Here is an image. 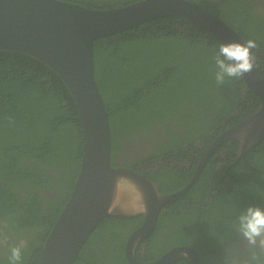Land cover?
<instances>
[{
    "label": "trees",
    "instance_id": "1",
    "mask_svg": "<svg viewBox=\"0 0 264 264\" xmlns=\"http://www.w3.org/2000/svg\"><path fill=\"white\" fill-rule=\"evenodd\" d=\"M67 1L108 9L137 0ZM194 1L219 14L245 41L255 39L264 47V17L254 10L251 0L214 1L221 5L219 9L211 1ZM220 43L211 32L182 15L155 18L95 42V77L109 113L113 166H118L114 156L124 141L126 147L131 137L158 130L159 139L147 148L149 153L131 164L134 169L140 162L149 164L152 169L144 175L157 181L162 193L177 192L190 182L194 166L190 170L179 165L170 168L159 161H167L185 144L208 136L222 116L238 107H243L242 114L234 122L253 114L260 99L242 78L221 86L215 83L213 57ZM249 98L255 103L248 105ZM180 121L188 130L171 128L179 127ZM158 123L165 130H159ZM229 141L235 155L233 163L225 168L227 171L206 167L185 194L169 202L159 214L153 236L146 240L150 243L153 237L164 235L165 242L150 249L156 247L162 253L179 245L197 250L202 243L213 246L228 227L222 229L219 224L225 225L230 216L235 226L240 212L253 203L251 198L260 190L257 175H264L253 166L264 168L263 152L253 145L242 157L237 154L240 141L234 137ZM83 153L79 111L60 76L31 56L0 51V223H8L17 232L10 234L14 243L7 240L0 264H9V250L18 245L20 236L28 239L22 264H38L42 245L74 187ZM132 155L128 158H137ZM42 188L59 192L52 198H41L37 190ZM215 189L219 192L214 193ZM128 219L137 225L143 223L140 216L106 217L89 236L74 264H97L93 259L108 258L102 254L109 250H122L127 236L106 229L111 223L123 225ZM25 228L31 229L21 232ZM101 242L103 247L95 246Z\"/></svg>",
    "mask_w": 264,
    "mask_h": 264
},
{
    "label": "water",
    "instance_id": "2",
    "mask_svg": "<svg viewBox=\"0 0 264 264\" xmlns=\"http://www.w3.org/2000/svg\"><path fill=\"white\" fill-rule=\"evenodd\" d=\"M182 15L210 31L221 42L244 38L219 16L190 0H137L113 8H89L67 0H0V51L31 56L54 70L75 100L82 124L84 153L80 169L59 217L42 245L38 264H74L92 232L106 217H143L129 237L130 251L146 239L169 202L185 194L194 177L174 193H162L157 181L135 169L112 165L109 113L95 77L94 44L155 18ZM242 79L261 100L255 112L226 132L240 141L239 155L264 136V77L256 59ZM247 130V135L241 132ZM200 170V169H199ZM202 264L198 252L178 246L145 264H171L178 259Z\"/></svg>",
    "mask_w": 264,
    "mask_h": 264
},
{
    "label": "flooded vegetation",
    "instance_id": "3",
    "mask_svg": "<svg viewBox=\"0 0 264 264\" xmlns=\"http://www.w3.org/2000/svg\"><path fill=\"white\" fill-rule=\"evenodd\" d=\"M190 1L197 3L194 0H190ZM206 1L214 2L217 0H206ZM214 3H216V2H214ZM197 4H199V3H197ZM251 5L254 7V10H256L257 13L261 17H264V0H251ZM215 6L217 9H219L221 7V5H219L218 3H216ZM206 11L219 16V14L215 13L214 11H211V10H206ZM221 19L224 20L223 18H221ZM253 26H254V24H253ZM255 27H256V25H255ZM259 40H261V39L259 38ZM254 52L259 57V58L256 57V62H257L259 69L262 72V69L260 68V65H262V64H260V61L262 59H264V47H262L261 45H258V48L255 49ZM262 61H264V60H262ZM246 100H247V98H246ZM253 101H254V99L249 98L248 99V105H250ZM254 103H255V101L253 102V104ZM260 103H261V100H260ZM260 103H259V106H260ZM259 106L257 107V109L259 108ZM242 109H243V107H238L235 112L228 113L226 115V117L222 116L221 120L216 124V126L211 129L212 131L209 132L208 136H205L204 138H202V140H196V142L194 144H190V143L185 144L184 147L181 149V151L174 152V154H172L167 161L164 162L163 160H161V161H159V163L166 164V166L170 165V168L179 165L183 168H187L188 170L192 169L194 166L193 175H192L191 179L194 177V174L197 170H198L197 177H199V175L203 171H205L206 167H208V166L209 167L214 166V167H216V169L218 171H222V170L227 171V169H225V168L229 167L231 165V163H233L235 155H233L231 153L232 143L229 141V138H232V137H224V135L226 134V132L230 131L229 129H231L232 127H235L236 125H238L239 123H241L242 121H244L245 119L248 118L247 117V118L239 120L237 122L232 121V120L238 118V115L242 114ZM257 109H255V110H257ZM255 110H254V112H255ZM162 125H163L162 123H158V126H159L158 129L159 130H165V127H162ZM171 128L173 130H188L186 123H183L182 121H180L179 127L174 128L172 126ZM218 129L219 130L222 129L223 131H219ZM144 135L145 134L143 133L142 137L139 135H135L134 137H131L130 145L126 146V147H125V145L127 142L124 141V145L122 147V150L116 152V155L114 156L115 161L118 165L116 167L126 166L128 168L134 169L132 167L131 162H135V161L139 162L141 157H143L144 155L149 153V151H147V148L158 141V139H159L158 137L160 136V132L158 130H156V132H153L152 134L145 135L146 137H143ZM212 137H214V139L212 140V142L208 143V140ZM263 139H264V136L254 145H256L259 149H261V151L263 152V155H264V143L260 144V142ZM126 140L128 141L129 139L126 138ZM152 140H154V141H152ZM237 149H238L237 154H239V146H237ZM132 154L137 155V158L133 159V157H132L129 159L128 156H130ZM239 156H241V155H239ZM158 167L159 166H157L155 168H158ZM136 168L142 174H145L146 172H149L152 169L149 166V164L144 163V162H140V166L136 167ZM253 168L255 170H257L258 172L264 173V168H260L257 165H254ZM153 170H155V169H153ZM257 176H259V180H260V182L258 184V188H260V190L258 191V193L255 194L253 199L251 198L253 203H250V204L260 206V207H264V175L258 174ZM253 183H254V180H253ZM223 187L225 189H227L226 184H224ZM37 192L40 194L41 198L42 197L52 198L54 196H57L59 191H58V189L57 190H48V189L42 188V189H38ZM213 192L216 193L219 191L215 189V191H213ZM206 202H208V201H206ZM234 203H236L237 207L241 206L240 203H237V202H234ZM119 219H125V218H119ZM128 220L129 221L125 222L123 225H120L119 223H114V224L111 223L110 227H107V229H106L109 231L111 230V231H115L117 233H122L123 237L127 236L126 240L123 243L124 248L122 250L118 249V251H115L114 249L109 250L107 252V254H102L104 256L108 255V258L99 257L98 261L93 259L92 262H96L97 264H126V263L131 264V262L128 261L129 255H128V252L126 251V244H127L129 237L132 235V233L138 227H140L142 224L137 225L134 223V221H132V219H128ZM231 220H233V219H231ZM231 220H230V216H229L228 218H226V222L224 223L225 225H222V222L219 224V225L223 226L222 229H224V227L227 225H228V227L225 230L224 237H222L219 241L217 238L216 243L213 244V246H205L202 243V245L199 247L201 251L199 249L197 250L195 247H192L189 245H179V246H188V247L195 249L199 254V257H200L202 264H243V262L249 258L250 250H249V247H248L246 241L243 239V237L237 231V228L232 230V227H237L238 223H236V225L233 226L231 224ZM0 225H1L0 226V230H1V234H0V255H2V253L6 252V250H7V247H8L6 244L7 240L12 239L13 243H14V239H13V237H11L10 234L12 233V234L16 235L17 232L14 231L8 223H2V224L0 223ZM29 229H31V228H28V229L25 228L24 230H21V232L30 231ZM104 233H105V235H104V237H105L106 231ZM152 233L146 239H144L137 246L136 249H133V251L132 250L130 251V257L136 263H141V264L153 263V262L161 259L167 252H169L173 248L178 247V246H175L172 248H168L167 250L163 251L162 253H159L158 250L156 249V247L154 249H150L153 246H157L158 244H163L165 242L164 241V235H162V236L153 237V239L150 241V243L149 242L147 243L146 240L150 239L153 236ZM107 236H108V238L111 237L110 234H108ZM27 240L28 239L26 238V236H20L19 238H17V243L19 245V244H21V242H23V247H25V246H27L26 242L28 243ZM120 245H121V243H120ZM95 246H102L103 247V242L96 243ZM148 252H150L151 255H149ZM124 259L126 260V263L124 262ZM187 260L189 261L190 264H193L192 259H189V258H181V259H178L177 261H175L171 264H186L187 262H185V261H187ZM88 263L91 264L90 261H88Z\"/></svg>",
    "mask_w": 264,
    "mask_h": 264
},
{
    "label": "clouds",
    "instance_id": "4",
    "mask_svg": "<svg viewBox=\"0 0 264 264\" xmlns=\"http://www.w3.org/2000/svg\"><path fill=\"white\" fill-rule=\"evenodd\" d=\"M257 48V41L251 38L243 42H221L213 57L216 85H224L251 73L256 59L253 50ZM245 135L247 130L241 132V136ZM237 220V231L250 250V256L243 264H264V207L250 205L240 212ZM7 259L9 264H22L23 242L10 248Z\"/></svg>",
    "mask_w": 264,
    "mask_h": 264
},
{
    "label": "rangeland",
    "instance_id": "5",
    "mask_svg": "<svg viewBox=\"0 0 264 264\" xmlns=\"http://www.w3.org/2000/svg\"><path fill=\"white\" fill-rule=\"evenodd\" d=\"M39 130H48V128H45V129H41V128H40ZM24 244H25V243H24Z\"/></svg>",
    "mask_w": 264,
    "mask_h": 264
}]
</instances>
